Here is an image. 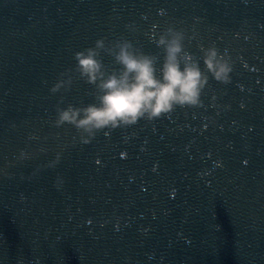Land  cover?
<instances>
[{"label":"water","instance_id":"obj_1","mask_svg":"<svg viewBox=\"0 0 264 264\" xmlns=\"http://www.w3.org/2000/svg\"><path fill=\"white\" fill-rule=\"evenodd\" d=\"M169 25L227 53L230 82L87 144L54 126L61 96L94 101L79 79L49 91L76 51L162 55ZM0 264H264V0H0Z\"/></svg>","mask_w":264,"mask_h":264},{"label":"clouds","instance_id":"obj_2","mask_svg":"<svg viewBox=\"0 0 264 264\" xmlns=\"http://www.w3.org/2000/svg\"><path fill=\"white\" fill-rule=\"evenodd\" d=\"M185 39L184 29L169 25L155 41L162 55L145 52L124 36L115 40L101 37L93 46L76 51L75 65L61 72L49 91L67 92L79 79L93 86L94 101L61 106V96L55 106L54 126L71 125L79 141L87 144L105 129L129 127L141 119L151 122L177 107L200 106L209 75L221 83L230 82L233 62L214 43L208 47L200 45L197 56L186 49ZM102 53L111 56L118 67L106 65ZM27 155L21 150V159ZM59 160L57 153L47 167H55ZM61 183L58 177L57 186Z\"/></svg>","mask_w":264,"mask_h":264}]
</instances>
